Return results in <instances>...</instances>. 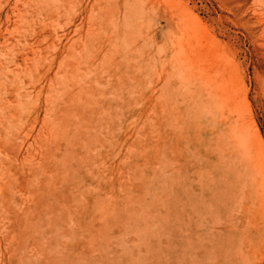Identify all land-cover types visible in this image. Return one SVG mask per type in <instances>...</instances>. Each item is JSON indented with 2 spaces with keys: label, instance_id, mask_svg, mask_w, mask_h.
Here are the masks:
<instances>
[{
  "label": "rangeland",
  "instance_id": "374dc122",
  "mask_svg": "<svg viewBox=\"0 0 264 264\" xmlns=\"http://www.w3.org/2000/svg\"><path fill=\"white\" fill-rule=\"evenodd\" d=\"M0 264H264V0H0Z\"/></svg>",
  "mask_w": 264,
  "mask_h": 264
}]
</instances>
